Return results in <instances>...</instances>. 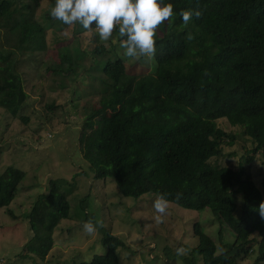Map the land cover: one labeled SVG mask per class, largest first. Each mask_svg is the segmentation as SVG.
I'll return each instance as SVG.
<instances>
[{
  "label": "trees",
  "instance_id": "trees-1",
  "mask_svg": "<svg viewBox=\"0 0 264 264\" xmlns=\"http://www.w3.org/2000/svg\"><path fill=\"white\" fill-rule=\"evenodd\" d=\"M42 2L21 0L17 10L13 0H0V24L8 27L10 35H19L21 30L18 39L29 44L31 54L46 50L47 31L69 26L48 15L53 1L39 18ZM164 2L173 5L174 14L171 24L167 21L166 33L154 37L156 68L131 78L120 96L122 106L100 115L96 128L86 135V170L94 180H112L125 198L138 200L159 191L183 209H209L219 225L234 234L235 242L223 245L219 252L216 242L195 224L198 245L183 258L185 264H197L199 258L203 264H243L240 260L254 255L255 264L264 263V220L256 210L264 200V180L261 189L249 177L255 158L264 161V0ZM180 9H198L201 15L185 25L176 15ZM70 26L82 50L83 36L94 30L86 31L78 23ZM186 32L193 34L191 40L185 39ZM113 35L119 40L115 29ZM94 41L88 67L104 96L125 80L127 68L97 34ZM57 68L70 70L60 63ZM18 69V56L0 45V109L13 119L28 97ZM20 119L27 123L26 118ZM221 120L240 128L241 137L252 145V149L245 143L241 146L246 152L238 170L211 163L225 156V147L237 142V136L219 127ZM25 176L15 167L0 174V209L14 219L9 206ZM54 186L59 191V218L68 220V196L73 193L66 196L62 192L74 185L60 180ZM239 196L240 207L234 201ZM80 210L83 221L89 217L95 221L88 198L80 203ZM97 231L106 253L73 264H120L119 252L128 249L126 243L103 226ZM35 244L28 245L44 247Z\"/></svg>",
  "mask_w": 264,
  "mask_h": 264
},
{
  "label": "rangeland",
  "instance_id": "rangeland-1",
  "mask_svg": "<svg viewBox=\"0 0 264 264\" xmlns=\"http://www.w3.org/2000/svg\"><path fill=\"white\" fill-rule=\"evenodd\" d=\"M19 1L13 0L17 10ZM52 1L43 0L37 12L39 18ZM161 25L156 32L159 36L166 33L167 21ZM19 35H10L8 27L0 24L1 48L12 50L18 56V71L28 95L17 119L0 109V174L8 167L26 174L18 196L9 206L15 219L6 209H0V264H73L90 262L95 255H104L100 232L87 234L82 230L80 203L86 198L95 220L102 221L105 229L126 243L128 249L119 252L120 264H185L183 258L190 256L198 245L195 224H200L203 232L216 242L219 252L223 251V245L235 242L234 234L220 226L209 209L189 211L169 203L167 214L156 220L151 206L153 194L138 200L122 197L112 180H94L86 170L89 168L86 159L89 154L84 144L86 135L96 128L100 115L122 106L120 96L131 78L155 70L153 57L124 60L118 38L113 46L109 45L110 38L105 45L125 61L127 77L116 89L101 96V84L93 81L94 71L88 67L92 63L95 31L83 36L81 50L71 26L51 29L43 39L46 50L36 49L34 54L30 53L29 44L19 41ZM58 63L70 70L55 69ZM21 117L27 119L26 124ZM218 125L237 136V142L225 147V156L214 158L211 163L238 170L246 152L241 146L245 143L252 149V145L242 138L240 128L225 120ZM249 177L263 188L261 157L255 158ZM60 180L74 185L73 189L62 192L66 196L73 193L68 196L71 204L68 220L59 218V191L54 183ZM234 201L239 207L242 205L241 196ZM31 241L36 243L34 247H44L33 249L28 245ZM181 245L188 252L177 257L175 248ZM240 261L255 264L256 255ZM197 264H203L200 258Z\"/></svg>",
  "mask_w": 264,
  "mask_h": 264
},
{
  "label": "clouds",
  "instance_id": "clouds-1",
  "mask_svg": "<svg viewBox=\"0 0 264 264\" xmlns=\"http://www.w3.org/2000/svg\"><path fill=\"white\" fill-rule=\"evenodd\" d=\"M173 5L164 0H53L48 15L64 25L78 23L84 30H94L100 41L117 44L113 31L118 33V48L122 50L124 60L147 57L151 59L156 51L155 35L158 26L164 21L171 24ZM176 15L187 25L193 17H200V10L180 9ZM94 22V25H93ZM193 34L185 33V39L191 40ZM177 194V199L179 198ZM167 193L157 191L152 200L154 218L161 220L168 211L170 201ZM264 220V200L256 209ZM102 221L89 217L82 222V230L93 234ZM188 249L183 245L175 248L177 257L186 255Z\"/></svg>",
  "mask_w": 264,
  "mask_h": 264
}]
</instances>
